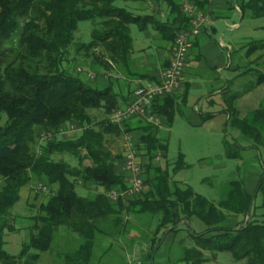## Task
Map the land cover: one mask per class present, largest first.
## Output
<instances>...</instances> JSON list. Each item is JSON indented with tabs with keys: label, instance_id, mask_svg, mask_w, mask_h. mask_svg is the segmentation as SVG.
<instances>
[{
	"label": "trees",
	"instance_id": "obj_1",
	"mask_svg": "<svg viewBox=\"0 0 264 264\" xmlns=\"http://www.w3.org/2000/svg\"><path fill=\"white\" fill-rule=\"evenodd\" d=\"M140 3L146 0H0V264H20L30 251L49 253L60 228L80 236L82 242L74 253H67L65 264H91L97 235L122 236L128 227L130 215L159 218L156 235L172 229L175 233L192 219H199L208 228L207 233H193L190 239L195 247L185 249L182 262L205 264V253L214 256L227 252L235 261L245 264H264V173L255 195L247 192L241 181H233L231 190L218 206L198 195L193 188L186 191L177 186L171 189L169 169L155 167L158 157H166L168 144L160 140L155 128H141L143 137L139 150L148 158L145 190L141 198L113 204L104 193L125 190L126 178L115 174L117 157L107 146L109 136H120V127L112 126L107 117L117 111V99L111 89L96 90L86 86L69 68V53L75 43V33L84 21L93 22L92 41L77 44L76 51L93 55L98 65L112 69L114 65L126 67L133 53L131 27L139 31L149 27L173 40L179 31L189 29L191 20L184 14L185 25L169 29L152 16H136L127 9L115 6L117 2ZM176 12L181 5L177 0H164ZM177 1V2H176ZM200 10L207 11L209 3L190 0ZM241 16L245 19L264 18V0H242ZM245 56L251 59L264 53V41H255L246 47ZM264 61L260 56L253 66ZM240 77L252 75L255 82L243 93L234 92L228 85L224 99L229 125L241 132L255 147H264V109L241 119L237 100L245 93L264 84V72L249 67L238 70ZM175 95H173L174 97ZM159 100L155 113L175 120L176 100ZM184 102V99H183ZM90 111H103L107 119L94 124ZM213 116H204L208 121ZM76 124L83 129L75 140L55 139L37 152L38 136L42 131L59 132L61 128ZM226 158L240 160L243 148L236 142H224ZM69 154L78 159L76 168L54 156ZM90 165H84L85 162ZM182 154L172 171L173 175L187 169ZM154 175V177L150 175ZM34 181L48 187L49 200L40 207L36 216L38 235L24 247L19 256L5 251L6 232L15 230L12 209L21 200V190ZM78 184L95 192L91 198L76 193ZM56 187V189H54ZM254 197V198H253ZM260 205H256L258 200ZM232 230L221 228L229 216L248 219ZM163 237L150 241L145 261L152 264ZM30 258L38 262L40 255ZM26 264H29L28 261Z\"/></svg>",
	"mask_w": 264,
	"mask_h": 264
},
{
	"label": "crops",
	"instance_id": "obj_2",
	"mask_svg": "<svg viewBox=\"0 0 264 264\" xmlns=\"http://www.w3.org/2000/svg\"><path fill=\"white\" fill-rule=\"evenodd\" d=\"M242 3V0H211L208 4L207 13L210 17V23L199 38L191 41L189 63L184 73L185 76L179 91L173 97L176 100L174 123L177 120L176 115L179 112L184 118H186L187 123L194 128H208L209 131L213 132H226L225 127L229 125L230 116L226 114L227 107L224 96L229 88L228 85L230 84L235 92L237 86L244 77H240L241 73H239L238 70L243 72L249 67H254L255 65L253 66V64L256 60L264 55V53H257L247 61L248 58L245 56V49L251 43L245 46L242 40L233 39V37L226 42L224 41V35L218 42L217 37L219 31L215 27L214 21L217 19H222L224 21L229 19L235 21L236 16L241 15ZM138 4L139 6H137L135 10L142 13L140 16H152L155 20L161 22L169 29L176 30L185 25V18L182 11L180 9L177 12L172 10V7L164 0H146ZM227 29L229 31H237L240 29V25L233 23L232 25H228ZM139 33L142 34V37H139L136 40L133 39V53L128 62L129 64L126 67L114 65V68L106 70L103 69L101 65H98L95 58L92 57L90 60L83 63V66L73 69V75L78 77L86 86L88 85L96 90L111 89L117 99V110L127 108L134 101L135 92L138 88L148 83L158 84V82L164 78V73L170 66V61L175 54L176 47L174 41L166 40L162 34L155 31L153 28L149 27L145 31H139ZM79 68L84 70L83 74L78 73ZM87 72L94 74L95 78L89 79ZM263 101L264 84L259 85L253 92L239 98L236 107L241 119H245L250 114L258 111ZM204 116H213V118L204 122ZM156 117L159 119V126H153L138 119H132L131 122L120 127L121 134L119 137L125 142L126 135H131L136 144L140 145L143 137L141 128L150 125L155 128L158 138L168 144L167 141L161 138L160 130L162 127L166 126L171 128L174 123L170 125L168 118L162 114H157ZM68 136L69 135L62 136V138L66 140L69 138ZM113 141H115V139H111L110 142ZM123 148L124 145L118 149L113 147V150L111 151L117 157L114 169L115 174L118 176L121 175L127 180L129 174L125 170ZM256 149L260 150V148L257 147ZM244 150L245 148H243V151ZM242 152L240 160H243ZM139 159L142 162L144 169H146L149 161L141 151ZM166 160L167 155L166 157H161L159 161L156 160L157 163L155 164V167H162L163 169H169L170 171V165ZM87 163L90 165V162L87 161ZM172 171H170L172 175L171 189L174 190V187L177 186L183 191L188 190L190 187L183 184L182 181H175L177 174L181 171L176 173V175H173ZM150 176L154 177L153 174ZM262 176L263 173H257L255 176L252 175L247 177L246 184H243L249 194L251 192L250 187H252V185L255 187L257 183L259 184ZM100 193L104 194L106 192H104L103 189H100ZM130 216L131 219H128L129 216L127 217L128 227L122 236L97 235L91 264H131L127 262L128 258L138 257L149 252L150 247L146 244H141L139 241L140 236L146 238L149 237L148 235L150 233H147L148 235H146L141 230L137 229L142 223L145 224L147 221H142L135 217L142 215ZM34 219L35 217H31L27 219V221L22 220L21 222H15V230L9 232V235L15 233L19 235L24 233L27 235L29 240L23 245V248L29 246L33 237L38 235ZM236 222L240 221L236 220ZM179 230L180 229L173 233L170 232V229L166 231L167 233L165 235V231L161 234L160 238L163 237V240L158 251L153 256L154 264H157L156 259L160 253V258L162 259L161 263L163 264L173 262L174 264H185L181 260L185 248H183L182 240L177 241V237H175ZM127 232L131 234L129 235ZM155 234L153 236H155ZM114 236L118 237L120 240L116 241ZM153 236L151 237V240L154 238ZM37 254L39 253L30 251L21 263L26 264L28 261L29 264H38L42 261V255L46 253L39 254L40 258L38 262L31 261L30 258L35 257ZM137 264L144 263L137 261Z\"/></svg>",
	"mask_w": 264,
	"mask_h": 264
},
{
	"label": "rangeland",
	"instance_id": "obj_3",
	"mask_svg": "<svg viewBox=\"0 0 264 264\" xmlns=\"http://www.w3.org/2000/svg\"><path fill=\"white\" fill-rule=\"evenodd\" d=\"M115 6L125 10L127 9L136 16H140L142 14L135 10V8L139 6L138 3H124L119 1L115 3ZM214 23L215 27L219 31V35L217 37L218 42L222 39L223 35L225 36L224 41L227 42V40L233 37V39L242 40L245 46L249 43H255V41H264V18L252 19L250 16H247L245 19H242V16L239 15L236 16L235 21L229 19H226V21L217 19ZM233 23L240 25V29L237 31H229L227 26L232 25ZM94 29L95 25L93 22L84 21L79 25V29L74 35L75 43L72 45L69 53L68 66L71 71L79 66H83V63L93 57V55L87 56L85 53H79L76 51V45H85L90 43L92 41L91 35ZM131 35L135 40L142 37V34L139 33L136 26L131 27ZM247 61H249V59H247ZM253 68L264 72V62L261 61V63ZM254 82V76H244L235 92L243 93L245 90H248L250 85ZM249 93L243 94L242 97ZM260 108L264 109V101L262 102ZM90 114L94 124L102 122L103 119H109V117L106 118L103 111H90ZM176 116L177 120L173 127L170 128L169 126H166L162 127L160 130L161 138L168 142L169 150L166 162L170 165V171H172L175 167L180 154L185 156L186 164L189 167L188 169L178 173L175 181H182L183 184L193 188L198 195L207 198L214 205L218 206L220 202L228 196L231 190V187L229 186L233 183V181H241L246 184L247 177L252 175L255 176L257 173H264V147H260V150H257L252 142L241 135L240 131L234 129L230 125L225 127L226 132L224 133L209 131L208 128L198 129L187 123L186 118H184V116L179 112ZM5 118L6 117L4 116L3 121L0 123V127L4 126ZM80 135V132L75 133V135H69V138L66 140H75V138L80 137ZM58 139L60 141L64 140L62 136ZM111 139H115V141L110 142ZM224 141H228L230 144H234L236 142L239 146L245 148L242 152L243 160L230 161L226 158L225 146L223 144ZM124 143V140L119 136H109L107 138V146L111 150H113V147L115 149L122 147ZM53 159L57 162L65 161L74 168L79 166L78 159L69 154L57 155L54 156ZM84 165L89 164L85 162ZM146 171L147 170L144 169V173ZM2 185L3 184L0 181V189ZM39 185L40 184L38 182L34 181L30 186L22 189L20 193L21 200L11 211L14 223L21 222L22 220L27 221V219L31 217L36 218V216L40 215V207L48 202L51 191L46 193L39 190ZM256 186L253 187L252 185V187H250L251 195H255L259 186L258 183ZM54 189H56V187H54ZM98 192L100 193V189ZM76 193L85 198H91L93 194H95L94 190L90 191L89 189H84L80 184H78ZM260 204L261 200L259 199L256 202V205L258 206ZM135 217L142 221H147V223H142L137 229L141 230L146 235L150 233L148 235L149 237L146 238L140 236L139 241L141 244H146L150 247L151 237L155 234L159 218L151 217L150 215ZM128 219H131V216H129ZM236 220H239L240 222H236ZM247 222L248 219H245L244 217L234 218L229 216L228 220L221 224L220 229L226 228L235 230ZM207 229L208 228H206V226L199 219L194 218L191 223L182 225L175 237H177V241L182 240L183 248L192 249L195 245L190 239V235L193 233H196L197 235L206 234L208 231ZM163 232L164 231H162L159 235L155 234L157 240L161 237ZM127 234L130 235L131 233L127 232ZM55 237L56 238L50 252L43 254L42 261L38 264H65L64 257L66 254L77 251L80 243L82 242L80 236L71 234L66 227L60 228ZM4 239L5 251L13 256H19L23 245L29 240L27 235L24 233H22V235L16 233L9 235V232H6ZM114 239L116 241L120 240L118 237H115ZM160 255L156 259L157 264H163L161 263L162 259L160 258ZM205 259L207 260L205 264H245L244 262L235 261L231 254L227 252H222L214 256L211 251H208L205 253ZM137 261L149 264L148 261H145L144 255L132 258L130 257L127 259V262L131 264H137ZM169 264H174V262Z\"/></svg>",
	"mask_w": 264,
	"mask_h": 264
},
{
	"label": "built area",
	"instance_id": "obj_4",
	"mask_svg": "<svg viewBox=\"0 0 264 264\" xmlns=\"http://www.w3.org/2000/svg\"><path fill=\"white\" fill-rule=\"evenodd\" d=\"M182 8V13L191 20V27L179 31L175 39V54L171 59L170 66L164 73V78L158 84L148 83L135 92L134 101L123 109H118L108 119L109 123L114 127L124 126L126 123L131 122L132 119H138L144 123L159 126V119L155 113V104L159 100L173 97L181 86L184 79V73L189 63L190 56V43L193 39L199 38L203 31L210 23V17L207 11L200 10L190 0H177ZM210 3L211 0H203ZM79 74H83L82 68L78 69ZM89 79H94L92 73L87 72ZM83 129L79 128L76 124L68 125L61 128L59 132L42 131L38 138L37 152L42 155L43 147L50 141L60 138L65 135H74L75 133L82 132ZM124 163L125 170L129 174L127 177V188L125 190H112L106 192L108 199L111 203L117 204L120 201L129 202L134 199L141 198L145 190L146 176L144 175V167L140 161V150L131 135H126L124 144ZM160 157L157 158V161ZM39 190L49 193L50 189L42 184L39 185Z\"/></svg>",
	"mask_w": 264,
	"mask_h": 264
},
{
	"label": "water",
	"instance_id": "obj_5",
	"mask_svg": "<svg viewBox=\"0 0 264 264\" xmlns=\"http://www.w3.org/2000/svg\"><path fill=\"white\" fill-rule=\"evenodd\" d=\"M254 198V197H253ZM251 217V210L249 211V213H248V220H249V218ZM172 230V229H171ZM152 264H154V261H153V259H152Z\"/></svg>",
	"mask_w": 264,
	"mask_h": 264
}]
</instances>
